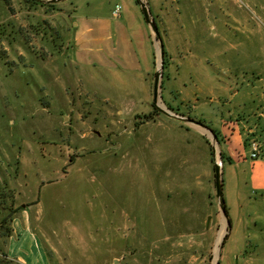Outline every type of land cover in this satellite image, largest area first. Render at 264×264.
<instances>
[{
    "label": "rangeland",
    "instance_id": "1",
    "mask_svg": "<svg viewBox=\"0 0 264 264\" xmlns=\"http://www.w3.org/2000/svg\"><path fill=\"white\" fill-rule=\"evenodd\" d=\"M141 1L164 45L157 106L214 128L216 152L210 132L156 106L160 47L150 28L153 70L150 49L129 45L134 0H0V224L12 215L33 234L13 252L30 264H114L112 255L144 264L142 254L177 235L167 229L174 217L187 232L200 219L203 230L219 207L221 156L230 224L253 207L261 219L246 241L241 228L218 243V262L234 254L231 264H264V198L252 191L250 158V141L264 139V0ZM227 146L238 167L223 161ZM184 236L186 248L201 242Z\"/></svg>",
    "mask_w": 264,
    "mask_h": 264
},
{
    "label": "crops",
    "instance_id": "2",
    "mask_svg": "<svg viewBox=\"0 0 264 264\" xmlns=\"http://www.w3.org/2000/svg\"><path fill=\"white\" fill-rule=\"evenodd\" d=\"M134 3L137 6L136 7L137 9L135 8L136 11L134 13V16L137 20V26L136 28H134L135 31L130 30V29L128 30L129 34H127V40L129 41V45H134L135 42L138 43L137 39H139V41L140 42L142 41V43L147 49H150L151 54H152L150 61L153 64L152 69L154 70L155 62H154V55H153L154 52H153V47H152V41L150 38V26L147 24L146 20L144 21L145 18L142 20V17L140 15V12L142 14V10L141 9L140 11L138 10V8H140V5L136 3V0H134ZM148 5L151 9L150 2H148ZM102 23H98V25L100 27H103L104 24ZM121 41L124 42V39H122ZM233 91H234L235 96H238L240 93L238 89H233ZM228 111L230 112V110ZM240 113L247 114V116L251 114V112H243V111H240ZM259 116L262 117V119H260V123H262V126H263L262 132H264V108H263V113L259 114ZM224 152H227L226 156L230 157L231 159V161H227L228 165L234 164L238 167L239 162L236 161V157L234 153L230 150L228 146L225 148ZM251 165L253 166L252 184H251L252 191L253 189H258L260 191H263L259 194V196L264 198V157L259 160L253 161ZM218 209L219 207L214 209V213L212 212V214L210 215L208 214L207 223L204 225V228L202 231H199L201 230L200 228L201 225L198 224L200 219H198V221L196 222L197 227L194 228V231L189 230L187 232L183 229L186 226L182 223V221H178V218L174 217L172 220V224H170L167 227V229L169 230V227H174L178 229L177 235H171L169 233L171 238L167 239L166 243H164L161 247H155V248H152L151 250H148V252H145L144 254L140 256V260L144 261V264H210V260L213 259L212 258L213 256L215 257L214 262L216 260V255H217V259L219 260L220 247H217L218 243L221 245L223 240L227 239V237L229 239L230 236L233 234V232H235V230L239 231L241 230V228L245 231L242 234H243V239L246 241V239H248L246 238V233H249V230H250L249 224H251V222L255 224L258 220L261 219V214H260L261 212H256V209L253 207L252 209L253 215L251 216V218L250 217L247 218L249 214L242 215L241 217L237 215L238 223H237V226L235 227V225H232L229 223L225 215L221 212L220 209L219 210ZM226 225H228V229H227L228 231L226 230ZM12 228H13V233H12V236L10 237L8 247H6V251L10 258L15 259L21 262L22 264H30L29 260H26L19 254L13 252L15 245H18V244L23 245V243L21 242L22 235H28L31 238L33 237L30 223L26 222L24 224V227L21 230L19 229L16 230L15 224L13 223ZM180 230L182 231V233L180 232ZM226 232L227 234L224 239L223 237ZM15 233L17 234V239L13 237V234ZM184 235H193L194 238L199 239V242L200 241L201 242L198 245H195V246L189 245V247L186 248L182 243L185 240ZM169 241L170 242L172 241V243H169ZM215 247L218 249L217 250L218 252L216 253V255L214 254ZM133 253H135V251H133ZM13 257H16V258H13ZM228 257H230L228 258L230 259V262L233 263L234 254H229ZM237 257H238L237 260L239 262L240 256H237ZM243 260H244L243 264H252L251 261L253 259L247 256ZM111 261L114 264H119L121 262V258L116 255H112Z\"/></svg>",
    "mask_w": 264,
    "mask_h": 264
},
{
    "label": "water",
    "instance_id": "3",
    "mask_svg": "<svg viewBox=\"0 0 264 264\" xmlns=\"http://www.w3.org/2000/svg\"><path fill=\"white\" fill-rule=\"evenodd\" d=\"M48 2H61L62 0H47ZM140 7L142 10V13L144 15V18L147 22V24L150 26L151 30L153 31V33L155 34L156 37V41H158L159 43V47H160V63H159V69H157L156 72V76H155V80H154V85H153V92H154V99H155V103L157 106V102L158 100L161 99L160 97V91H162V77H163V70H164V45L160 36V32L158 30V26L155 22V20L152 18L151 15V11L150 8L148 6V3L142 2L140 0ZM158 107V106H157ZM158 109L167 114L170 115L174 118L180 119L182 121H185L187 123H192L194 125L200 126L201 128L205 129L206 131L210 132V134H212V150L215 153L216 152V146L219 145V141H218V137L217 135L213 132V130L206 126L205 124H203L200 121L191 119V118H184L178 115H174V114H170L167 111H165L164 109H161L158 107ZM222 160H221V156H220V160L219 163L215 162L214 164V169H215V185H216V192H217V198H218V204H219V208L222 211V213L225 215V217L228 219V216L225 212V201L223 198V178H222ZM225 239V238H224ZM218 259L216 260L215 264H218Z\"/></svg>",
    "mask_w": 264,
    "mask_h": 264
},
{
    "label": "trees",
    "instance_id": "4",
    "mask_svg": "<svg viewBox=\"0 0 264 264\" xmlns=\"http://www.w3.org/2000/svg\"><path fill=\"white\" fill-rule=\"evenodd\" d=\"M136 3L139 5L140 4V0H136ZM164 54H165V52H164ZM164 67H165V65H164ZM161 86L163 88V85H161ZM170 110H172V109L170 108ZM146 118H147V120L152 119L153 118V115L151 114L149 116H146ZM211 129L217 135L218 141L220 142L219 132H217L214 128H211ZM221 155H222L223 161H224V159H226L227 161H231L230 157H227L225 155V152L224 151L221 152ZM223 166H224V164H223ZM222 175H223V171H222ZM16 212L17 211H15V213ZM225 212H226V204H225ZM228 221L230 223V220L229 219H228ZM12 222H13V216L12 215H9L0 224V228L1 227H4V224H6L5 227H4V232H3V236L6 239L5 242H4V246L5 247H7L8 240L12 236V233H13ZM0 264H22V263L19 262V261H17V260H15V259L10 258L9 255H8V253H7V251L0 247Z\"/></svg>",
    "mask_w": 264,
    "mask_h": 264
},
{
    "label": "built area",
    "instance_id": "5",
    "mask_svg": "<svg viewBox=\"0 0 264 264\" xmlns=\"http://www.w3.org/2000/svg\"><path fill=\"white\" fill-rule=\"evenodd\" d=\"M121 11L120 5H116L113 9V15L118 16ZM264 151V139L256 140L252 139L250 141V158L252 160L259 159L261 153Z\"/></svg>",
    "mask_w": 264,
    "mask_h": 264
}]
</instances>
